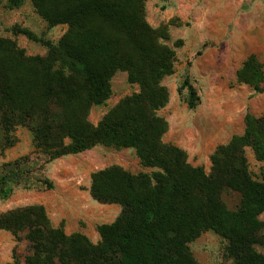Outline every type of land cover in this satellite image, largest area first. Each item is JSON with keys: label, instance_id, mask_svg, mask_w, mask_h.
<instances>
[{"label": "trees", "instance_id": "1", "mask_svg": "<svg viewBox=\"0 0 264 264\" xmlns=\"http://www.w3.org/2000/svg\"><path fill=\"white\" fill-rule=\"evenodd\" d=\"M7 1L18 9L26 0ZM32 1L50 27L66 24L69 31L53 45L28 29H14L47 47L45 57H29L0 39V148L11 147L10 135L22 126L46 166L104 146L134 149L153 171L133 175L113 166L93 176V197L122 207L112 225L99 227L98 244L53 228L42 206L1 213L0 231L27 245L13 264H198L190 244L208 231L227 241L234 264H264V181L253 179L245 153L251 148L264 163V117L246 116L244 135L216 150L209 174L194 168L186 152L163 142L168 124L158 112L169 91L162 81L174 75L177 55L162 42L168 40L165 30L148 25L145 0ZM118 72L127 73L140 92L95 126L90 113L110 99ZM236 82L264 93L263 65L255 56L244 62ZM178 92L191 110L200 105L189 77ZM25 160L0 169L1 200L13 195ZM38 183L53 188L48 180ZM227 193L238 195L236 209L224 202Z\"/></svg>", "mask_w": 264, "mask_h": 264}, {"label": "rangeland", "instance_id": "2", "mask_svg": "<svg viewBox=\"0 0 264 264\" xmlns=\"http://www.w3.org/2000/svg\"><path fill=\"white\" fill-rule=\"evenodd\" d=\"M145 15L151 28L165 30L168 40L162 42L177 55L174 75L162 81L168 90L180 86L186 77L191 83L215 80L234 89L237 71L251 56L258 59L264 71V0H145ZM15 28L28 29L53 45H58L69 31L66 24L50 27L38 14L32 0H26L18 9L11 8L7 0H0V39L15 43L29 57L47 55V47L15 33ZM111 84L110 99L90 113L89 121L95 126L123 99L140 92L138 85L129 84L124 72L116 73ZM254 105L253 111L264 115V95L257 97ZM233 127L234 133L240 132L239 126ZM10 138L13 145L0 148V169L21 158L26 160L20 180L12 185L13 195L6 201L0 199V214L28 205L35 198L49 197L45 192H28L42 187L38 182L47 180L48 175L46 157L35 149L32 133L27 127L18 126ZM101 149L103 155L100 152L92 155L98 164L121 163L133 172L142 171L133 163L135 157L112 148ZM245 153L253 179L264 181V164L256 161L251 148H246ZM205 166L209 174L211 161ZM145 172L151 173V170ZM224 202L229 209H236L239 197L227 193ZM26 248L25 243L18 246L11 233L0 231V264H13L15 253L21 257L26 254ZM190 248L198 264H234L227 256V241L214 232L203 233Z\"/></svg>", "mask_w": 264, "mask_h": 264}, {"label": "crops", "instance_id": "3", "mask_svg": "<svg viewBox=\"0 0 264 264\" xmlns=\"http://www.w3.org/2000/svg\"><path fill=\"white\" fill-rule=\"evenodd\" d=\"M192 84L201 98V103L195 110H191L184 102L177 86L168 90L169 102L158 115L168 124L163 142L186 152L188 163L194 168H203L206 172L205 163L211 161L212 155L220 146L228 145L234 137L244 135L247 115L264 117L253 111L256 98L264 93L255 94L252 87L237 82L234 89L215 80H195ZM233 126H239L240 132L234 133ZM101 148L111 149L98 146L48 164L46 179L53 188H32L28 192H45L49 197L35 198L21 208L42 206L53 228L62 229L67 236L83 235L93 244H98L101 241L99 227L112 225L121 215L122 207L99 203L93 197V176L113 166L121 167L133 175L147 173L145 170L153 171L142 166L134 149L111 150L135 157L132 161L141 168V172H133L121 163H106L102 166L96 158H92L94 153L102 152Z\"/></svg>", "mask_w": 264, "mask_h": 264}]
</instances>
